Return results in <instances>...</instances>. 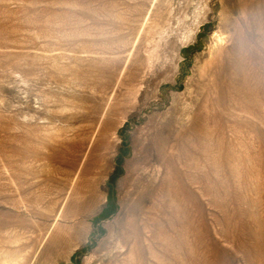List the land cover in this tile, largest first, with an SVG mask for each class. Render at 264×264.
Wrapping results in <instances>:
<instances>
[{
    "label": "rangeland",
    "instance_id": "1",
    "mask_svg": "<svg viewBox=\"0 0 264 264\" xmlns=\"http://www.w3.org/2000/svg\"><path fill=\"white\" fill-rule=\"evenodd\" d=\"M261 40L264 0H0V264H264Z\"/></svg>",
    "mask_w": 264,
    "mask_h": 264
},
{
    "label": "bare ground",
    "instance_id": "2",
    "mask_svg": "<svg viewBox=\"0 0 264 264\" xmlns=\"http://www.w3.org/2000/svg\"><path fill=\"white\" fill-rule=\"evenodd\" d=\"M258 8V7H257ZM256 21V20H255ZM263 25V24H262ZM238 36V35H237ZM262 41V40H261ZM262 42H264V41H262ZM239 43V42H238ZM258 43V42H257ZM263 44V43H262ZM241 45V44H240ZM239 47V46H238ZM240 48V47H239ZM244 49V48H243ZM240 51V50H239ZM232 56V55H231ZM228 57V56H227ZM231 58V57H230ZM230 60V59H229ZM222 64V63H221ZM224 65V64H223ZM240 65V64H239ZM239 65H237V66H239ZM236 71V70H235ZM247 73H249V71L247 72ZM251 74V73H250ZM249 77V76H248ZM243 79H244V77H242ZM250 78V77H249ZM230 81H232V80H230ZM237 81V80H236ZM243 82V81H242ZM239 83V82H238ZM241 83V82H240ZM249 83V82H248ZM243 84H244V82H243ZM238 85V84H237ZM250 85V84H249ZM230 86V85H229ZM238 86H240V84L238 85ZM238 86H235V88L237 87L238 88ZM232 87V86H231ZM251 87V86H250ZM253 88H254V85H253V87H252V90H253ZM230 90V89H229ZM255 91V90H254ZM231 92V91H230ZM238 94V93H237ZM220 97V96H219ZM233 97V96H232ZM239 97V96H238ZM242 98V97H241ZM240 100V99H239ZM249 107V106H248Z\"/></svg>",
    "mask_w": 264,
    "mask_h": 264
}]
</instances>
